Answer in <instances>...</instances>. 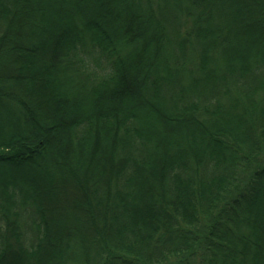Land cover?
<instances>
[{"label": "trees", "instance_id": "trees-1", "mask_svg": "<svg viewBox=\"0 0 264 264\" xmlns=\"http://www.w3.org/2000/svg\"><path fill=\"white\" fill-rule=\"evenodd\" d=\"M0 264H264V0H0Z\"/></svg>", "mask_w": 264, "mask_h": 264}]
</instances>
